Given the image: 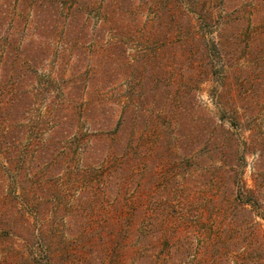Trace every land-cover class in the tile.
Here are the masks:
<instances>
[{"label": "rangeland", "instance_id": "374dc122", "mask_svg": "<svg viewBox=\"0 0 264 264\" xmlns=\"http://www.w3.org/2000/svg\"><path fill=\"white\" fill-rule=\"evenodd\" d=\"M184 5L165 46L124 37L131 61L159 51L148 63L167 69L137 96L136 123L127 113L116 135L119 111L106 107L75 140L48 148L31 171L34 184L48 186L35 208L7 176L0 181V264H264V0ZM132 9L151 17L145 5ZM118 70L116 83L134 80ZM32 107L33 125L46 107ZM119 140L127 154L110 157ZM83 145L89 157L75 151Z\"/></svg>", "mask_w": 264, "mask_h": 264}, {"label": "trees", "instance_id": "16d2710c", "mask_svg": "<svg viewBox=\"0 0 264 264\" xmlns=\"http://www.w3.org/2000/svg\"><path fill=\"white\" fill-rule=\"evenodd\" d=\"M184 1L196 7L200 4V0H0V181L7 176L10 188L20 189L24 205L35 208L41 198L47 200L48 186L34 184L32 177L38 169L31 171L41 164L48 148L58 147L71 136L75 140L76 130L83 123L101 121L106 107L111 113L119 111L116 135L130 117L127 113L137 122V96L151 89L150 83L167 69L148 63L159 51L131 61L124 37L141 35L143 44L165 46L173 22L188 14ZM140 4L150 10L146 21L134 15L132 8L138 9ZM214 16L211 12L205 22L213 24ZM218 26L221 35L218 41L213 40L216 48L222 43L223 30L232 27L229 22ZM106 29L116 38L106 41ZM215 68L213 64L208 73ZM117 70L129 72L134 80L127 86L116 83ZM111 75L114 81L108 80ZM145 78L152 80L145 83ZM111 86L113 92L106 94ZM38 102H45L46 111L32 125L27 115ZM223 140L233 144V135L228 133ZM88 148L83 145L75 151L89 157ZM119 151L126 153L121 140L107 154L113 157ZM262 157L259 155L258 161ZM37 190H41L40 196ZM238 190L243 194V187L239 185ZM245 200L251 203L254 199ZM33 236L41 238V231Z\"/></svg>", "mask_w": 264, "mask_h": 264}]
</instances>
